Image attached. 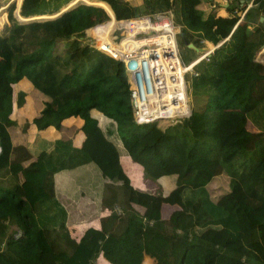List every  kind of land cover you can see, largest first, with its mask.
Wrapping results in <instances>:
<instances>
[{"label": "trees", "instance_id": "1", "mask_svg": "<svg viewBox=\"0 0 264 264\" xmlns=\"http://www.w3.org/2000/svg\"><path fill=\"white\" fill-rule=\"evenodd\" d=\"M12 1L20 22L8 12L10 26L0 33V264H94L98 255L109 264H142L144 256L152 264H264V65L254 59L264 45V0H251L237 24L231 10L248 0H228L227 17L204 18L199 0H147L142 7L129 0ZM105 3L117 19L170 9L177 24L188 20L226 38L195 66L198 84L210 92L190 96L186 118L161 128L133 121L122 63L79 39L106 19ZM58 10L65 11L49 18ZM41 18L49 19L30 21ZM182 41L180 48L192 51ZM21 78L47 98L21 131L31 124L61 131L64 118L77 116L79 147L66 136L37 139L33 159L15 161L8 129L20 120L11 85ZM91 110L105 117L103 128ZM120 155L140 166L152 187L165 176L173 187L163 195L134 188ZM87 163L99 173L106 213L76 238L53 174ZM222 174L227 187L212 199L207 184ZM111 175L118 183L101 181ZM162 203L177 209L164 218Z\"/></svg>", "mask_w": 264, "mask_h": 264}, {"label": "built area", "instance_id": "2", "mask_svg": "<svg viewBox=\"0 0 264 264\" xmlns=\"http://www.w3.org/2000/svg\"><path fill=\"white\" fill-rule=\"evenodd\" d=\"M250 3L240 11L231 10L238 15L236 24ZM101 8L106 19L85 28L79 39L122 63L133 121L168 124L186 118L191 101L185 75L197 77L194 65L208 52L189 62L182 60L179 28L170 9L117 19L110 8L109 12Z\"/></svg>", "mask_w": 264, "mask_h": 264}, {"label": "crops", "instance_id": "3", "mask_svg": "<svg viewBox=\"0 0 264 264\" xmlns=\"http://www.w3.org/2000/svg\"><path fill=\"white\" fill-rule=\"evenodd\" d=\"M228 2V0H199L195 7L201 11L203 18L208 14H212L215 17H227L229 16V12L227 11ZM173 17V21H175L176 17L174 14ZM188 19L190 18L188 17ZM174 24L177 25L178 28H182V36L187 40V44H192V41H196L198 42L197 45H192L201 48V50L196 51L188 47L187 44L186 47L190 48L192 51H184V49L180 48L183 61L186 56L188 59L187 62H189L199 57L201 53L205 51L208 52L206 57L200 58L196 62L194 69L199 61H205L209 54L226 39L218 40L212 30L201 28L198 25L190 23L188 20L182 24H177L176 22ZM187 27H189V29ZM179 44L181 43L179 42ZM254 59L264 65V45L259 47L255 53ZM191 78H194L197 82V77ZM12 85H14V90ZM12 85L11 92L14 100L12 105L13 113H19V120L31 119L36 116L42 107V103L47 99L46 96L33 88L25 78L19 79ZM19 89L24 93L23 102L19 106H16L13 93L19 91ZM188 93L189 97L192 96L190 89H188ZM91 115L98 119V124L100 126L101 122L104 123V125L101 126L102 128L105 126L106 119L100 112L91 110ZM81 123L82 121L79 117L69 116L61 121V125L63 126L61 131L56 130L52 126L37 130L36 127L31 124L25 130H18L15 133L16 128L9 127L8 131L12 144L14 147H18L15 161H20L22 164L31 161L37 149L35 145L37 139L51 141L61 136H66L70 138L72 145L79 147L83 140V134L79 130ZM247 128L251 132L256 131L250 126ZM119 162L130 184L138 190L163 195L173 187V178L165 176L153 181L156 186L155 189L152 187V181L148 182L146 180L142 168L134 163L128 156L120 155ZM143 177H145V179H143ZM101 181L118 183L115 175H111V179L105 177L101 179ZM53 182L55 196L65 208V225L72 237L78 238L83 231L90 226L99 227V217L103 216L106 211H101L99 208L100 176L97 169L92 164H82L72 169L56 172L53 174ZM135 208L141 211V208ZM175 209H177L176 204L162 203L160 214L162 217L166 218ZM94 264L109 263L105 261L101 255H98ZM142 264H152V261L144 256Z\"/></svg>", "mask_w": 264, "mask_h": 264}, {"label": "rangeland", "instance_id": "4", "mask_svg": "<svg viewBox=\"0 0 264 264\" xmlns=\"http://www.w3.org/2000/svg\"><path fill=\"white\" fill-rule=\"evenodd\" d=\"M129 1H131L132 3L137 4L138 6L142 7L146 3L147 0H129ZM19 5H20V3H19ZM1 6L4 7L3 8V13H4V16L6 18V23L4 24V22H3L4 25L2 24V26L0 27V33H5L6 34L7 29L9 28L10 22H11V21H9L7 19L8 12L11 13L12 17L16 21H18V19L15 17V14H14L15 2H13L12 0H0V7ZM17 9L19 11V6H18ZM54 13H51V16L54 15V16H52V18L56 17L61 12L58 10V11H56ZM1 16H2V14H1ZM41 20H44V19H36V21H41ZM174 23H175V21H174ZM187 28L189 29V27H187ZM182 31H183L182 28H179V42L183 44ZM62 47H63V42L61 44H59V48L62 49ZM187 60H188L187 56L184 57V62H187ZM185 77H186L187 87H188V89H190V93L192 94V96L199 95V94H201L203 92H210V88L208 89V88H205L204 86H201V85L197 84V82H196V80H194V78L192 79L191 77H188L187 74L185 75ZM12 87H13V90H14V85H12ZM13 94H14V98L15 99L19 98L20 101L23 99V94L24 93H23V91L21 89H19V91L15 92ZM22 123H23V120H20L18 122L19 126L15 127L16 128L15 133L18 130H21L20 129V125H22ZM102 125H104V123L101 122V126ZM155 125L158 128H161V127L165 126L166 124H164V122H155ZM3 180L6 181L7 177H4ZM226 187H227V178H226V175H224V174H222V176H218V177L213 178L207 184V188H208L209 194H210L212 199H215L216 197H218L223 191H225Z\"/></svg>", "mask_w": 264, "mask_h": 264}, {"label": "water", "instance_id": "5", "mask_svg": "<svg viewBox=\"0 0 264 264\" xmlns=\"http://www.w3.org/2000/svg\"><path fill=\"white\" fill-rule=\"evenodd\" d=\"M64 11H65V10H64ZM62 12H63V11H62ZM62 12H61V13H62ZM61 13H59V14H61ZM59 14H58V15H59ZM58 15H57V16H58ZM49 18H52V17H49ZM49 18H44V19H49ZM41 19H43V18H41ZM34 20H36V19L30 20V21H34ZM258 20H259V21H264V16H259ZM19 22H20V21H19ZM25 22H28V21H25ZM187 46L193 48V49L196 50V51H197V50H201V48L194 47L192 44H187Z\"/></svg>", "mask_w": 264, "mask_h": 264}, {"label": "bare ground", "instance_id": "6", "mask_svg": "<svg viewBox=\"0 0 264 264\" xmlns=\"http://www.w3.org/2000/svg\"><path fill=\"white\" fill-rule=\"evenodd\" d=\"M0 13H3V8L0 9ZM14 14H15V17L17 18L16 13H15V10H14ZM18 21H19V19H18Z\"/></svg>", "mask_w": 264, "mask_h": 264}]
</instances>
